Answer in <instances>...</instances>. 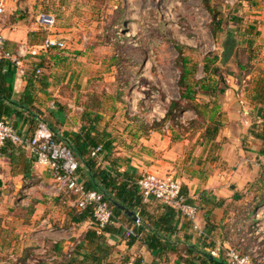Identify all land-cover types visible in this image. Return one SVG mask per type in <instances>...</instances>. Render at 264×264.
<instances>
[{
  "label": "rangeland",
  "instance_id": "obj_1",
  "mask_svg": "<svg viewBox=\"0 0 264 264\" xmlns=\"http://www.w3.org/2000/svg\"><path fill=\"white\" fill-rule=\"evenodd\" d=\"M210 3L214 13L204 6L203 0H19L10 26L26 29L20 44L40 45L46 33L31 32L37 14L45 12L57 17L61 46L36 63L42 69L40 78L48 82L41 98L45 103L54 101L55 110L63 111V126H68L65 128L77 127L80 131L83 126L88 128L89 121L83 119L88 110L100 137L112 143L111 158L120 153L129 159L145 151L152 155L148 144L153 137L166 136L168 128L174 131L176 140H190L191 149L202 143L199 140L204 133L197 131L208 126L205 118L198 117L195 110L182 109L191 103L199 108L212 99L202 93L197 94L195 102L182 99L186 86L180 85L181 55L189 60L191 74L187 84L194 86L203 79L218 82L215 102L221 108L223 134L214 144L202 143L196 159L205 170L202 172L227 170L222 152L223 145L229 144L231 138L235 141L232 149L240 145L239 151L245 153L249 171H255L243 193L229 203L223 221L227 223L222 225L223 232L217 238L221 245L228 242L224 250L232 248L241 255L244 246L238 242L230 244L233 242L229 238L237 240L242 234L230 235L229 229H240L245 222L244 212L251 210L264 195V157L252 154L255 152L249 135L256 122L251 109L254 81L264 76V20L254 18L264 13V0H210ZM10 6L14 8L15 3L10 1ZM214 14L222 19L220 28L213 21ZM228 36L237 39L231 58L224 54ZM208 64L212 72L219 68L221 77L206 74ZM239 64L243 71L239 70ZM233 78L237 79V88L230 120L223 104L232 102L226 94L233 88ZM220 89H226L223 95H219ZM173 103L180 107L170 114ZM200 110L204 112V107ZM106 143L102 144L104 149ZM242 161L239 159L228 169L238 171ZM229 183L237 185L233 179ZM21 196L14 197L11 205L0 207V264H73L69 255L91 228L89 222H75L78 215L72 204L76 197L50 193L47 189L36 193L35 199ZM263 212L261 208L252 215L253 223L257 222L255 234L243 235L247 237L244 244L253 240L246 254L252 264H264ZM35 216L43 219L38 221ZM246 223L251 226L252 221ZM120 224L116 221L113 225ZM125 230L122 229L121 239L128 243ZM46 237L55 238L57 244L44 243L42 239ZM105 244L109 248L102 249L107 250L103 254L107 256L105 264H126L130 260L138 263L126 255L118 257L115 248ZM225 258L228 259L227 255Z\"/></svg>",
  "mask_w": 264,
  "mask_h": 264
},
{
  "label": "crops",
  "instance_id": "obj_2",
  "mask_svg": "<svg viewBox=\"0 0 264 264\" xmlns=\"http://www.w3.org/2000/svg\"><path fill=\"white\" fill-rule=\"evenodd\" d=\"M257 13L260 14V12ZM261 15L255 16L254 18L256 20H264V13H261ZM25 30L24 28L16 27V25L10 26V22L4 30L3 35L7 40L5 50L13 56L11 55L12 58L10 60L3 62V71L6 73L7 86L11 87L14 95L18 98L22 96L27 88V77L29 78L35 74L34 78L37 81L35 82V107L44 114L43 120L47 122V126H44L45 128L42 127L41 130H37L38 123L28 124L31 127L24 126L22 122L18 124V120L16 119L12 121L13 125L17 123L16 129L26 138H33L39 132L44 135L57 134L68 145L73 144L74 137L81 134L82 130L80 131V128L77 127L65 128L68 126H63L65 120L63 111L55 110L57 108L55 103H53L54 101L45 103L44 98H41L43 97V93H46V87L44 85L48 84V82L45 81L43 83L44 81L40 78L42 73L37 75V71L41 70L42 72V69L36 63L42 57H47L49 53L44 54L38 59L32 58L31 56L20 58L19 52L22 45L28 46L29 48L38 46L29 45L27 42L20 44V40L24 38ZM31 32L36 34L41 33L37 31L35 25ZM25 35L27 37V34ZM22 53L24 55V52ZM32 63H35V65ZM236 80V78H233V82H235L232 85L233 88H229V92L227 91L226 94L228 100L230 99L233 103L223 104L227 106V117L230 120L235 108L236 99L234 98V90L237 88ZM238 86L240 87L239 80ZM251 109L254 111L255 107L253 106ZM245 113L248 112L245 111ZM66 117L70 119V116ZM11 120L9 122L12 124ZM96 129V133H100L99 129ZM241 130L243 132L248 131V129ZM202 131L198 130L197 132L201 134ZM166 133V136H160V138L153 137L155 140L152 138L151 143L148 144L152 147V155H149V151H145V153L141 152L136 157L133 155L129 159H125L120 153L115 158H111V152L105 151L99 160H96L99 168L114 173L115 175L130 173L136 174L137 177L141 178L147 173H156L162 177H173L183 186V189L186 191L185 195L189 200L188 202L199 207V216L195 227L193 222L184 218L175 210H171L170 207L165 206L155 199H144L141 196L144 206L138 212L142 215L143 221L137 231L138 237L135 244L129 246L127 242L121 239L122 229L128 227L121 222L120 226H117L121 232L107 235L105 242L115 248L119 253L117 255L118 257L126 255L136 259L138 261L137 264H161L162 262L166 263V261L171 260H177L178 262L176 264H185L184 262L189 256L198 260L200 257H203V254H209V251L217 245L220 239L217 240L218 236L222 233V225L227 223V221L224 223L223 221L227 212H229L227 210L229 203H233L234 199L243 193L242 191L245 189V185L251 181V178L255 174V171H249L250 167L247 165L246 155L242 151H239L240 145L236 150L232 149L235 141L231 138H228L230 139L229 144L223 145L225 149L222 152L223 161L227 163V166H225L227 170L219 169L215 173H212V170L202 172L205 170L199 165L201 163L198 164L196 153L199 152V147L202 143L209 145L221 140L222 131L213 142H204V136H202L199 140L202 143L196 149H193L195 148L194 146L192 149L190 148V140H182V138L176 140L177 136L175 137L174 131L169 130V128ZM224 136L226 137V133ZM100 138L102 140L101 145L108 142L102 137ZM250 138L253 146L252 149L255 152L252 154L258 157H264L261 155V150L264 146L263 143L255 140L251 135ZM241 141H244V138ZM239 159H243V161L238 171L228 169L235 166ZM231 179L237 185L230 184L229 180ZM54 183L52 171L49 168L37 164L36 158L28 146H14L9 144L3 149L2 156H0V207L1 205H11L13 198L18 195L20 197L23 195L24 198L31 200L35 199V195L39 191L47 189V192L52 193L55 191L52 188ZM142 211L143 213H141ZM34 219L41 221L43 218H37L35 216ZM42 240L44 243L50 241L53 244H57L55 238L46 237ZM149 242H152L155 246L159 245L157 247L160 248L152 251L149 248ZM210 244L214 246L210 247ZM192 247L199 254L194 253L189 255V253H186L187 249ZM45 251L47 252V250Z\"/></svg>",
  "mask_w": 264,
  "mask_h": 264
},
{
  "label": "trees",
  "instance_id": "obj_3",
  "mask_svg": "<svg viewBox=\"0 0 264 264\" xmlns=\"http://www.w3.org/2000/svg\"><path fill=\"white\" fill-rule=\"evenodd\" d=\"M204 6L210 10L212 13L213 10L211 8L210 0H203ZM213 21L220 28L222 25V19L219 18V14L213 15ZM180 62L183 67V72L180 80V85L186 86L183 88V92L181 93V97L183 100H187L188 102L197 101L196 96L199 93L208 96L212 100L208 103H205L203 106H194L192 103L189 104V107L183 108L182 111L187 112L190 109L195 110L198 117H204L205 122L208 124L206 128L201 129L203 136V140L206 143L213 142L216 140L218 135L221 133L223 129V120L221 116L220 106L215 100L217 99L218 93V82L213 81L211 79H203L197 82L194 86L187 84L186 81L190 76V68H188L189 60L185 58L183 55L180 57ZM239 70L243 71L244 67L242 64H239ZM220 69L215 68L212 72V68L210 64L205 65V73L210 74L214 73V76L221 77L219 73ZM34 75H31L29 78L27 77V88L25 92L22 94L20 98L14 95L13 90L10 86H7L6 73L3 71V66L0 67V121H5L9 125L13 126L15 129L17 125L22 122L24 126H30L28 124L38 123L37 130H41L42 127L47 126V122L43 120V113L35 107L36 103V90H35V82H37L34 78ZM45 83L46 80H43ZM45 84L44 86L46 87ZM228 87V86H227ZM228 89V88H227ZM226 89H220L219 95H223ZM252 98L251 104L255 107L252 118L256 121L254 125H252L249 130V134L257 141H261L264 145V76L258 78L254 81L253 89H252ZM180 105L178 103H173L170 114L173 113L174 109L179 108ZM200 107H204V112L200 110ZM198 110V111H197ZM12 119V120H11ZM18 120V124L15 123L13 125V120ZM83 119L85 121H89L88 128L82 127V133L74 137L73 144H67L62 138H59L57 134H50L45 139H55L62 146L69 147L77 161L79 162L81 169L80 174L84 181V185L86 190H96L104 194L105 200L113 207L115 213L114 221H120L127 225L129 228H133L136 226V215L139 213L138 210L143 208V199L139 193V180L141 178L137 177L136 174L124 173L122 175H115L114 173L107 172L99 168L98 162L91 157V151L94 148H97L101 145L102 140H100V134L96 133L97 129L93 125L95 120L91 119V115L88 113V110L83 114ZM11 120L12 124L9 122ZM93 123V124H91ZM257 126V129L254 127ZM31 127V126H30ZM200 131V130H199ZM44 134L42 135L41 140L43 139ZM9 145V144H8ZM105 146V151L112 150V143H108ZM7 146V145H6ZM5 146V147H6ZM3 152V150H2ZM261 155L264 156V146L261 150ZM263 190V189H262ZM261 190V191H262ZM183 193L186 194V191L183 189ZM264 193V192H263ZM189 201V200H188ZM189 203V202H188ZM263 209L264 211V195L257 199L254 203L253 208L244 212L243 219L244 223L248 221H252V215L256 213L257 210ZM142 210V209H141ZM170 210V209H169ZM172 210V209H171ZM138 212V213H137ZM143 213V211L141 212ZM78 215V214H77ZM141 215V214H140ZM142 219V215H141ZM77 221L79 223L89 222L91 223V228L87 233L84 234L83 240L79 241L76 248L69 255L70 263L73 264H105L107 256H103L109 249L105 244L106 237L109 234H118L121 232L120 228L117 226L111 225L104 228L101 234L98 233V229L95 223V220L88 214L78 215ZM143 221V219H142ZM144 224V223H143ZM127 227V228H128ZM139 228L135 227V236H133L129 242V246H133L137 240V231ZM241 230L238 231L240 233ZM223 232V231H222ZM243 232V231H242ZM230 233V229H229ZM225 239H223L224 241ZM229 240L233 243L237 244L239 241L233 240L231 237ZM228 241V240H227ZM252 239L246 244H242L244 249L241 255L247 254V249L249 250V246L252 243ZM228 243V242H223ZM240 244V243H239ZM149 248L154 251L159 249L160 247L155 246L152 242H149ZM213 244H210V247H213ZM241 246V244H240ZM94 247V248H93ZM189 255L196 252L195 248H188L187 252ZM226 252L223 253L222 257L213 258L209 254H203V257H200L198 260L189 256L188 259L185 260V264H227V259L225 258Z\"/></svg>",
  "mask_w": 264,
  "mask_h": 264
},
{
  "label": "built area",
  "instance_id": "obj_4",
  "mask_svg": "<svg viewBox=\"0 0 264 264\" xmlns=\"http://www.w3.org/2000/svg\"><path fill=\"white\" fill-rule=\"evenodd\" d=\"M10 1L15 3L14 9L11 8ZM18 1L19 0H0V67L5 60H10L13 56L5 50L7 40L3 35V32L8 26L14 11H17L16 7ZM34 25L38 32H45L46 37L41 45L33 48L22 45L19 52L21 56L20 58L31 56L32 58L38 59L44 54L49 53L51 50H56L61 46L57 36L58 21L54 14L39 12L35 18ZM84 40L88 39L84 38ZM21 52H24V55L23 53L21 54ZM41 73V70L37 71V75H40ZM42 135L43 133L39 132L33 138H26L7 122L0 121V156H2V150L8 144L14 146H28L32 154L35 156L37 164L49 168L52 171L55 182L54 186H52L55 190L54 192L59 193L60 195H73L76 197V201L72 206L77 211V214L90 215L95 220L98 233L101 234L104 228L111 226L116 222L114 221L115 213L113 207H111V205L105 200L103 193L96 190H86L83 179L79 173L81 166L73 151L69 147L62 146L55 139L49 138L41 140ZM104 150L105 149L102 145L94 148L91 151V157L94 160H99L104 153ZM138 185L139 193L144 199H155L156 201L161 202L165 206L178 212V214L184 218L193 222L196 227L199 209L197 206L188 203V197L183 193V186L175 178L162 177L156 173H147L141 177ZM256 224L257 222H252L251 226H247L249 224L244 223L240 229L232 227L230 228V235H234L241 230L240 234L242 235L235 239H237L240 244H244L247 240V237L245 238L243 236L244 233L254 235L256 230L254 226ZM141 225L142 219L140 213H138L136 215L135 227L139 228ZM135 227L125 228L126 240H130L135 236ZM227 244L228 243H225L224 245L217 244L209 251V255L213 258L219 259L222 257L223 253L226 252L229 259H227V264H252L246 255H238L232 250V248L224 250V247L227 246ZM126 264L135 263L129 261Z\"/></svg>",
  "mask_w": 264,
  "mask_h": 264
},
{
  "label": "water",
  "instance_id": "obj_5",
  "mask_svg": "<svg viewBox=\"0 0 264 264\" xmlns=\"http://www.w3.org/2000/svg\"><path fill=\"white\" fill-rule=\"evenodd\" d=\"M236 46H237V39L228 36L224 44V54L227 57L231 58L234 55ZM221 64L224 66L225 60H222Z\"/></svg>",
  "mask_w": 264,
  "mask_h": 264
}]
</instances>
